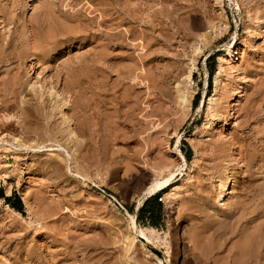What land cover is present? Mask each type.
Segmentation results:
<instances>
[{"label": "rangeland", "instance_id": "rangeland-1", "mask_svg": "<svg viewBox=\"0 0 264 264\" xmlns=\"http://www.w3.org/2000/svg\"><path fill=\"white\" fill-rule=\"evenodd\" d=\"M14 1L26 27L0 77L10 86L19 71L25 91L16 106L0 104V264H264V0H152L161 14L147 44L135 37L141 0ZM73 1L95 22L64 16ZM30 21L43 31L86 22L94 33L39 62L23 53ZM81 59L69 78L81 85L69 93L75 111L34 95L52 81L62 88L63 66ZM183 161L155 193L158 208L139 213L153 196L139 200L144 186Z\"/></svg>", "mask_w": 264, "mask_h": 264}, {"label": "bare ground", "instance_id": "bare-ground-1", "mask_svg": "<svg viewBox=\"0 0 264 264\" xmlns=\"http://www.w3.org/2000/svg\"><path fill=\"white\" fill-rule=\"evenodd\" d=\"M103 1V0H102ZM113 1H117V0H113ZM119 1V0H118ZM123 1V0H122ZM150 1H152V0H141L140 2H139V5H138V7H139V14H140V27H139V32H137V33H139L138 35L136 34V36L135 37H137V40H139V41H141V40H144L145 42H146V44H147V42H148V40L146 41V33H147V28H148V25H151V26H153V25H155V23L154 22H158V15H160L161 14V12L160 11H158V9L156 8H153V5H151V4H149L150 3ZM154 1V0H153ZM156 1V0H155ZM20 2H21V0H20ZM67 2H69V1H67ZM74 2V1H73ZM80 2V1H79ZM78 2V3H79ZM104 3H105V1H103ZM108 0H107V5H108ZM161 2H162V0H161ZM186 2V1H185ZM19 2H15L14 0H13V2H12V8L9 10V11H4L5 9H0V25H2V27H4V28H8V26H10V25H14V27H13V29L11 30L10 29V27L8 28V30H7V33L6 34H4L3 32H1L0 33V74H2V73H4V75L7 73V74H9V70H11L10 69V66H5V64H7L8 62H10L11 63V61H13L14 60V57H16L17 56V54H15L16 52H14V47H15V44H16V39H18L17 37H18V35H17V32H18V30H19V28H21L22 30L26 27L25 26V23L23 22H19V21H15V6H19L20 4H18ZM64 3V2H63ZM75 4H74V6H72L71 4L69 5V3H68V5H69V11H67V10H64L63 12H62V14H64V16H67V18L69 17V18H77L78 16H80L81 14L80 13H77V12H81L82 14H83V12L84 11H86L87 12V16H85V18H83V19H85V20H87V21H92V22H95V21H93L94 19V16H95V14H94V16H92L93 15V13H91V11L90 10H87L85 7H84V10H83V8H82V10H80V8L78 9L76 6H78V5H76V2H74ZM89 3V2H88ZM98 3V5H99V2H97ZM152 4H153V2H151ZM218 3V2H217ZM60 4V3H59ZM66 5H67V3H65ZM64 4V5H65ZM114 4V3H113ZM120 4V3H119ZM128 4V3H127ZM51 5V4H50ZM61 5V4H60ZM65 5V6H66ZM79 5H81V4H79ZM94 5V4H93ZM104 5V4H103ZM107 5H106V8H107ZM109 5H111V4H109ZM108 5V6H109ZM125 5V4H124ZM170 5V4H169ZM168 5V6H169ZM97 6V5H96ZM100 7H101V5H99ZM98 6V7H99ZM105 6V5H104ZM103 6V8L101 9V12H102V10L103 9H105V7ZM113 6V5H112ZM111 6V7H112ZM115 6V5H114ZM40 7V6H39ZM100 7L98 8L99 10H100ZM110 6H109V8H111ZM116 7H118L117 6V4H116ZM8 8V7H7ZM10 8V7H9ZM36 8V7H35ZM167 8V7H166ZM174 8V7H173ZM67 9V8H66ZM91 9V8H90ZM98 9H96V10H98ZM113 9V8H112ZM36 10H38V9H36ZM96 10H94V11H96ZM106 10V9H105ZM119 10H121L122 11V9H119ZM160 10V9H159ZM171 10V9H170ZM175 10V9H174ZM15 11V12H14ZM90 11V12H89ZM104 11V10H103ZM107 11V10H106ZM115 11V10H114ZM141 11V12H140ZM176 11V10H175ZM19 12V11H18ZM100 12V11H99ZM109 12V11H108ZM107 12V13H108ZM134 12V11H133ZM168 12V11H167ZM48 13V12H47ZM104 13V15H105V12H103ZM103 13H100L101 15L103 14ZM118 13H119V11H118ZM122 12H120V14H121ZM79 14V15H78ZM171 13H169V15H170ZM181 14V13H180ZM184 14H186V13H184ZM178 15V14H177ZM46 16V15H45ZM48 17H50L49 15H47ZM83 16V17H84ZM98 16H99V14H98ZM108 16V15H107ZM120 16V15H119ZM127 16V15H126ZM135 16V15H134ZM162 16V15H161ZM166 16V15H165ZM168 16V15H167ZM173 16V15H172ZM186 16V15H185ZM160 17V16H159ZM171 17V16H170ZM169 17V18H170ZM183 17V16H182ZM126 18V17H125ZM175 18V17H174ZM178 18V17H177ZM46 19V18H45ZM65 19V18H64ZM63 19V20H64ZM82 19V18H81ZM120 19V18H119ZM154 19H156V21H154ZM168 19V18H167ZM62 20V21H63ZM104 20H105V18H104ZM175 20V19H174ZM185 20V19H184ZM116 21V20H115ZM119 21V20H118ZM154 21V22H153ZM161 21V20H160ZM171 21V20H170ZM176 21V20H175ZM199 21H201V18L200 17H198V16H194V17H192V21H191V23H192V26L194 27V26H196V24H198V22ZM70 22V21H69ZM75 22V21H74ZM101 22V21H100ZM117 22V21H116ZM37 23V22H36ZM56 23V22H55ZM110 23V22H109ZM121 23V22H120ZM178 23H180V22H178ZM186 23V22H185ZM30 24H31V26H30V29H32V32L30 33L31 34V36L29 37V39L30 40H32V43H31V45H30V48L28 49V50H25V51H23V53H24V55L26 54L27 55V53L29 54V55H32V56H37V58H36V60L37 61H39V62H42L45 58H48L49 59V55H50V53H51V50H54V49H56L58 46H60V45H62V44H65V43H72L73 41H78L79 40V38L81 39H83L85 36H87V35H89V33L91 34H93L94 33V31H93V29L91 28V27H89L90 25H89V23H86V22H79L77 25H74V26H61V27H59V28H55V29H48V30H45V31H43L42 30V27L40 28V26L38 25V23L37 24H34L33 22H31L30 21ZM118 24V23H117ZM163 24V23H162ZM157 25V24H156ZM52 26V25H51ZM93 26V25H92ZM100 26H102V25H100ZM106 26V25H105ZM115 26V25H114ZM160 27V26H159ZM112 28V27H111ZM150 28V27H149ZM161 28V27H160ZM196 28H198V26H196ZM100 29H101V27H100ZM106 29H107V27H106ZM102 30H104V29H102ZM123 30H124V28H123ZM150 30H152V29H150ZM154 30V29H153ZM31 31V30H30ZM96 31V30H95ZM122 31V30H121ZM133 31H135V30H133ZM166 31V30H165ZM106 33H107V31H105ZM104 32V33H105ZM117 32V31H116ZM154 32V31H153ZM160 32V31H159ZM19 33H21V32H19ZM125 33V32H124ZM167 33V32H166ZM109 34V33H108ZM152 34V33H151ZM159 34V33H158ZM161 34V33H160ZM188 34V33H187ZM24 35V34H23ZM105 35H107V34H105ZM110 35H112V34H110ZM163 35V34H162ZM207 35H208V33H206L205 32V34L203 35L205 38L207 37ZM108 36V35H107ZM123 36V35H122ZM159 36V35H158ZM165 36V35H164ZM109 37H111V36H109ZM131 37H133V40H134V36H131ZM27 38V37H26ZM107 38V37H106ZM160 38V37H159ZM165 38H166V36H165ZM28 39V41H30ZM130 39V38H129ZM148 39V38H147ZM171 39V38H170ZM136 40V39H135ZM152 40V39H151ZM24 41H25V38H24ZM143 41V42H144ZM153 41V40H152ZM143 42L141 43V45L143 44ZM70 43L67 45L66 44V46L68 47V46H70ZM75 43V42H74ZM123 43V42H122ZM155 44V43H154ZM17 45V44H16ZM24 45V44H23ZM22 45V46H23ZM51 46V47H47V46ZM105 45V44H104ZM144 45V44H143ZM19 46V45H18ZM27 47H28V45H27ZM135 47V46H134ZM17 48V47H16ZM156 51V50H155ZM21 54V53H20ZM19 54V55H20ZM111 54V53H110ZM16 55V56H15ZM91 55V54H90ZM113 55V54H112ZM196 56V55H195ZM227 56H229L230 58H232L233 57V51L232 50H229V52H228V55ZM130 57V56H129ZM142 58V57H141ZM76 59V58H75ZM78 59V58H77ZM84 60V59H83ZM82 59H81V61H78L77 60V62H72V63H70V64H68L67 66L65 65V66H63V68L62 69H64V75H66V77H65V79H64V82H63V85H62V88H59V86H58V84H57V82L56 83H54L53 81H52V83L50 82L48 85H41V88L43 89L44 88V90H41V92H39L38 90H35L34 88H32V90L34 89L35 90V96L36 95H38L39 94V96L40 97H42V96H44V94L46 93L47 94V99H48V101L50 100V98L51 99H53L54 100V102H55V105H53V108H54V110H57L58 112H61V109H62V107H65L66 106V108L68 109V110H71V108H72V110H76L77 108H78V106H77V108L76 109H74V107H73V101H71V97H73L74 95H71V94H69L70 92H71V90L73 91V92H75V90H76V88L78 89L81 85H79V82L77 81V80H74V79H72L71 81H70V79L69 78H71L73 75H72V73H73V71L78 67V65L79 64H81L82 63V61H83ZM96 60V59H95ZM95 60H89V61H86L84 64H87L88 66L89 65H91V66H94L95 68L97 67L98 68V66H97V64H96V61ZM163 60V59H162ZM100 61H101V59H100ZM129 61V60H128ZM229 62H230V60H229ZM22 63V62H21ZM63 63V62H62ZM121 63V62H120ZM127 63V62H126ZM193 63V62H192ZM191 64V63H190ZM101 65V64H100ZM231 65V64H230ZM16 66V65H15ZM61 66V65H60ZM109 66V65H108ZM18 67V66H17ZM101 68V67H100ZM100 68H98V70L100 69ZM120 68V67H119ZM129 68V67H128ZM109 69V68H108ZM192 69H193V66H192V64L190 65V68H189V71H188V77L190 78V76H192L191 74H192ZM57 70V69H56ZM126 70V69H125ZM21 71V70H20ZM119 71V70H118ZM150 71V70H149ZM6 72V73H5ZM19 72V71H18ZM18 72L15 74V75H12V76H9V77H12V79H10V81L12 82V84L11 83H8V84H11L10 86H8V85H5V84H7V83H4V81H6L5 79H4V77H0V84H1V82H3L4 83V85L3 84H1V85H3L2 87H0V92L2 91H4V92H6V94H4L3 93V95L4 96H7L8 97V95L7 94H9V95H12V98H11V96H10V98H11V100H7L5 97H3V98H1V96H0V104L2 103V104H6V107L7 106H9V101H11L10 103H13L14 102V105H15V99H16V101H17V99H19V97L21 96V94L25 91V90H23L21 87H23V86H21L23 83H20L19 84V82L17 81V79H21V78H18ZM58 72V73H57ZM57 72H55L56 74V76H60V73H61V71H58L57 70ZM117 72V71H116ZM14 73V72H13ZM52 73V72H51ZM6 74V75H7ZM55 75H54V77H55ZM78 75V74H77ZM122 75V74H121ZM1 76V75H0ZM3 76V75H2ZM117 76H119L118 74H117ZM22 77V76H21ZM123 77H125L124 75H123ZM96 78V77H95ZM118 78V77H117ZM120 78V77H119ZM133 78L135 79V78H137V76H133ZM132 78V79H133ZM38 79V78H37ZM87 79V78H86ZM133 79V80H134ZM58 80V79H57ZM95 80V79H94ZM119 81L121 80V79H118ZM117 80V81H118ZM124 80V79H123ZM95 82H96V80H95ZM123 82V81H122ZM120 83V82H119ZM135 83V82H134ZM39 84V83H38ZM122 84H124V82L122 83ZM131 84V83H130ZM136 84V83H135ZM0 85V86H1ZM34 85V84H33ZM32 85V86H33ZM176 85V84H175ZM174 85V86H175ZM101 86H102V84H101ZM130 86V85H129ZM178 86V85H177ZM16 87V88H15ZM94 87V86H93ZM96 87V86H95ZM103 87V86H102ZM149 87V86H148ZM20 88H21V90H20ZM75 88V89H74ZM92 88V87H91ZM39 89H40V87H39ZM80 89V88H79ZM99 89V88H98ZM34 90H33V92H34ZM91 90V89H90ZM106 90V89H105ZM43 91V92H42ZM79 90H77L76 92H78ZM84 91V90H83ZM82 91V92H83ZM100 91V90H99ZM176 91V90H175ZM1 92V93H2ZM31 92V91H30ZM118 92V91H117ZM96 93V92H95ZM116 93V92H115ZM131 93V92H130ZM77 94V93H76ZM117 94V93H116ZM122 94V93H121ZM33 95V94H32ZM34 95H33V97H34ZM127 95V94H126ZM135 95V94H134ZM138 95V94H137ZM79 96V95H78ZM117 96H120L121 98V102L122 103H125V99H126V97L124 98L123 97V95L121 96V95H117ZM128 96V95H127ZM151 96V95H150ZM75 98H76V96H74ZM73 97V98H74ZM136 97V96H135ZM154 97V96H153ZM171 97V96H170ZM10 98H8V99H10ZM115 98H117V97H115ZM127 99H130V98H127ZM132 99H133V97H132ZM75 100V99H74ZM117 100V99H116ZM175 100V99H174ZM13 101V102H12ZM22 101H24V100H22ZM25 101H27V100H25ZM80 101V100H79ZM117 101H119V100H117ZM128 102V101H127ZM130 102V101H129ZM135 102H136V99H135ZM122 103H121V105H122ZM54 104V103H53ZM80 105V104H79ZM126 105V104H125ZM127 105H128V103H127ZM132 105H134V104H132ZM16 106V105H15ZM44 106V105H43ZM165 106V105H164ZM167 106V105H166ZM21 109L23 108L24 109V107H22L21 105L19 106ZM40 107V106H39ZM158 107V106H157ZM179 107V106H178ZM221 107V106H220ZM42 108V107H41ZM121 108V107H120ZM130 108V107H129ZM132 108V107H131ZM81 109V108H80ZM179 109V108H178ZM53 110V109H52ZM79 110V109H78ZM81 110H83V108L81 109ZM122 111V110H121ZM53 112H55V111H53ZM81 112V111H80ZM52 113V112H51ZM50 115V114H49ZM54 115V114H53ZM120 115V114H119ZM132 116V115H131ZM111 118V117H110ZM130 118V117H129ZM67 119V118H66ZM65 119V120H66ZM69 119V118H68ZM2 120V119H1ZM72 121V120H71ZM110 121V120H109ZM131 121V120H130ZM67 122V121H66ZM106 123V122H105ZM23 125V124H22ZM75 125H76V123H75ZM147 125V124H146ZM109 128V127H108ZM118 129V128H117ZM15 130V129H14ZM82 132V131H81ZM153 135V134H152ZM70 137H72V136H70ZM247 138V137H246ZM74 143V142H73ZM247 144V143H246ZM84 147V146H83ZM224 149V148H223ZM82 154V153H81ZM85 156V155H84ZM95 159V158H94ZM246 159V158H245ZM84 161V160H83ZM184 164V161H183V163H180V167L177 169L176 168V171H172V172H169V174L165 177V178H163L162 180H157L156 178H154L148 185H146V186H144V188L142 189V191H141V193H140V198H139V200L141 201L142 199H144V198H146V197H148V196H151V195H154L155 193H157L158 191H160L164 186H166L167 185V183L169 182V181H173V179H174V177L176 176V174H177V172L180 170V168L182 167V165ZM246 164V163H245ZM226 166V165H225ZM246 167H247V165H246ZM195 175V174H194ZM205 183V182H204ZM144 185V182H140V186H143ZM210 194V193H209ZM167 195H169V194H167ZM173 195V194H172ZM204 195V194H203ZM186 200V199H185ZM207 201V200H206ZM218 201H224V195H222V194H220L219 195V198H218ZM191 202V201H190ZM217 203V202H216ZM203 207V206H202ZM206 209V208H205ZM200 212H202V211H200ZM207 214V213H206ZM243 214V213H242ZM210 215H212V214H210ZM206 216H208V215H206ZM262 216V215H261ZM197 217V216H196ZM211 217V216H210ZM258 217V216H257ZM213 218V217H212ZM223 218V217H222ZM225 218V217H224ZM205 221V220H204ZM224 221V220H223ZM254 221V220H253ZM219 222V221H218ZM208 223V222H207ZM252 223V222H251ZM131 224H132V227L134 228V229H137V225H136V220H135V218L134 217H131ZM195 226V225H194ZM213 226V225H212ZM222 227V226H221ZM132 228V229H133ZM200 228V227H199ZM214 230V229H213ZM217 231V230H216ZM262 231V230H261ZM138 232H139V234L144 238V239H147L148 240V237L146 236V234L142 231V230H138ZM262 234H264V233H262ZM201 235V234H200ZM114 236V235H113ZM193 238V237H192ZM257 238L259 239V237L257 236ZM254 239V241H256L255 240V238H253ZM252 239V240H253ZM261 239V238H260ZM251 240V241H252ZM259 241V240H258ZM261 242H263V240H261L260 241V244H261ZM243 243V242H242ZM245 243V242H244ZM245 245V244H244ZM251 245H252V242H251ZM255 245V244H254ZM257 245H259V244H257ZM257 245H255V246H257ZM195 246H196V244H195ZM248 246V245H247ZM253 246V245H252ZM260 246V245H259ZM245 247H246V245H245ZM264 247V246H263ZM254 248V247H253ZM261 248V247H260ZM199 249V248H198ZM244 250V249H243ZM228 251V250H227ZM248 251V250H247ZM255 251V250H254ZM257 251V250H256ZM259 251V250H258ZM261 251V250H260ZM263 251V250H262ZM259 253V252H258ZM263 253H264V251H263ZM261 254H262V252H261ZM196 256V255H195ZM254 255H252V257H253ZM255 256H256V253H255ZM259 256V255H258ZM242 257V256H241ZM264 257V256H263ZM254 258V257H253ZM252 258V259H253ZM258 258V257H257ZM257 258L255 259V261L257 262ZM259 259V258H258ZM196 260V259H195ZM239 261V260H238ZM254 261V260H253ZM253 261H251V263L253 262ZM259 261V260H258ZM242 262V261H241ZM250 262V261H249ZM262 262V261H261ZM258 263V262H257ZM256 263V264H257ZM244 264V263H243ZM254 264V263H253ZM260 264V263H259ZM261 264H263V263H261Z\"/></svg>", "mask_w": 264, "mask_h": 264}, {"label": "trees", "instance_id": "trees-1", "mask_svg": "<svg viewBox=\"0 0 264 264\" xmlns=\"http://www.w3.org/2000/svg\"><path fill=\"white\" fill-rule=\"evenodd\" d=\"M158 198H159V196L157 194H155V195L151 196L150 198L146 199L143 202L142 206L139 208V213H142L150 203H152L154 205V207L158 208V206L160 204L158 202ZM6 200H9V197H7ZM12 207H14L18 211H21L20 200L18 199V204L15 206L13 205ZM154 207H152V209H153V211H151L152 214L155 213L156 211H158V209L157 208L155 209ZM137 218H140V217L138 216Z\"/></svg>", "mask_w": 264, "mask_h": 264}]
</instances>
